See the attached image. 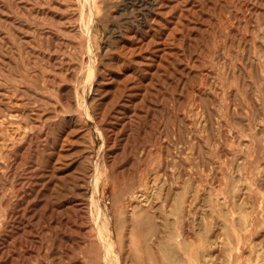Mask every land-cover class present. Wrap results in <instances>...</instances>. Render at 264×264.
Instances as JSON below:
<instances>
[{"label": "rangeland", "instance_id": "obj_1", "mask_svg": "<svg viewBox=\"0 0 264 264\" xmlns=\"http://www.w3.org/2000/svg\"><path fill=\"white\" fill-rule=\"evenodd\" d=\"M96 4L0 0V264H118L163 205L264 264V0Z\"/></svg>", "mask_w": 264, "mask_h": 264}, {"label": "bare ground", "instance_id": "obj_2", "mask_svg": "<svg viewBox=\"0 0 264 264\" xmlns=\"http://www.w3.org/2000/svg\"><path fill=\"white\" fill-rule=\"evenodd\" d=\"M90 1L91 0H86V4L91 6L92 13H95V15H96L93 19L91 18L92 21L89 18V21H91V23L89 24V27L93 28L94 26L102 23V18L100 17V9H98V6L96 4V0H92L93 3H91ZM102 15H103V13H102ZM84 28H87V26H85ZM85 30H87V29H85ZM86 33H89V32H86ZM141 192H142V195L139 194L140 191L134 192L132 194V197L128 201L129 202L128 208L125 211L127 214L134 216L136 214L137 215L142 214V213H144V211L149 210L150 205H152V204L149 205V200L151 198V193H150L149 187L147 186L145 189H143V190L141 189ZM237 196H238V194L235 192L233 194V197L237 198ZM239 196H241V195H239ZM236 204H238L240 206L243 205L241 202L238 203L237 201H236ZM151 208H154V207H151ZM153 211L154 210H152V213H153ZM190 213H191L190 205H188V206L184 205L182 208V211H181V217L187 218ZM106 215H104V216H106ZM157 218L158 219L156 220V222L149 223L148 225H146V227H144L143 238L138 239V237L135 236V229H134L135 225L132 226L131 229L129 228L130 229V232H129L130 240L128 243L126 242L127 244H125V242H124V237H123V239L118 238V243H119V248H120V250L117 252L118 254L115 252L114 246L111 249L113 252L116 253L115 258L118 259V264H138V263H140V264H158L157 259L155 258L156 253L158 254L157 258L162 261V262H160V264H164V263L165 264L166 263H168V264H172V263L173 264H209L212 261V259L215 258V253H214L215 249H217L218 247L219 248L221 247L220 243L217 240H211V241L208 240L206 243L204 242L205 244H203V245H201V244L197 245L195 243V240H193L195 238H192L193 236H190V234L188 236H186V233L181 232V231H180V233H176V228H175V226L173 227L174 224L176 225V222L172 223L171 221H169L164 205H163V208H162V210H161V212ZM187 219H189V218H187ZM104 220H106V219H104ZM101 222L104 223V221H101ZM105 223H106V221H105ZM105 223L103 225L104 226V232L107 231V230L105 231V229L108 228L107 225L110 222L108 224H105ZM190 224H192V223H190ZM192 227H194V226L192 225ZM190 228H191V226H190ZM156 231L158 233H156ZM106 234H108V233L106 232ZM174 235H176V236L174 237ZM197 237H198V235H197ZM174 238L176 240H178V243H177V241H176V243L172 242V239H174ZM106 240H108V242H109V234H108V239L106 238ZM111 240H112V238H111ZM241 241H242V239H241ZM109 243L111 244L112 242H109ZM125 245L129 249V252L127 255H124ZM107 249H110V248L108 247ZM107 251H109V250H107ZM109 252H111V251H109ZM108 256L110 257L111 254ZM258 257H259V255H258ZM262 260H264V256L262 257ZM112 261L113 260H111V262ZM147 261L149 263H147Z\"/></svg>", "mask_w": 264, "mask_h": 264}]
</instances>
